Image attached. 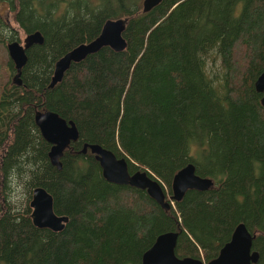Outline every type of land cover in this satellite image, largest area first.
Returning a JSON list of instances; mask_svg holds the SVG:
<instances>
[{"label": "trees", "instance_id": "trees-1", "mask_svg": "<svg viewBox=\"0 0 264 264\" xmlns=\"http://www.w3.org/2000/svg\"><path fill=\"white\" fill-rule=\"evenodd\" d=\"M142 1L0 0V43L44 39L26 49L21 85L0 94V264H142L157 235L178 230L176 256L207 262L241 222L264 264V107L254 89L264 0H162L146 13ZM116 18H127L126 48L72 63L49 88L55 62ZM41 110L78 129L61 169L35 125ZM85 143L128 157L129 171L148 169L164 192L189 162L214 186L164 210L144 190L106 181ZM18 186L24 205L11 199ZM37 186L68 217L63 230L32 224Z\"/></svg>", "mask_w": 264, "mask_h": 264}, {"label": "water", "instance_id": "water-1", "mask_svg": "<svg viewBox=\"0 0 264 264\" xmlns=\"http://www.w3.org/2000/svg\"><path fill=\"white\" fill-rule=\"evenodd\" d=\"M162 0H143L141 12L146 13L157 6ZM127 18L107 19L104 21L99 34L92 40L80 43L62 55L54 64V70L49 88L59 83L64 73L72 63H79L87 56L97 53L103 47H109L119 52L126 48L123 36ZM42 34L35 31L26 34L23 42L18 40L6 44L10 60L13 63L15 74L12 83L21 85V70L27 61L25 53L33 44H42ZM264 58V52H263ZM254 89L260 93V104L264 107V71L254 81ZM34 122L41 137L50 144L48 157L50 163L61 169L60 158L71 142L78 139L79 132L72 120H66L51 110H41L34 114ZM89 151L94 155L101 167L102 176L106 181L116 185H128L144 190L161 208L168 210L172 202L180 201L188 190L206 191L214 186L210 177L196 173L195 165L191 162L179 168L173 175L170 183V198L162 188L158 178L146 168L129 171L128 157L116 154L99 144L85 143L81 153ZM31 221L35 227L46 228L54 232L63 230L68 221L66 215H57L53 210L52 195L43 187H34L31 191ZM180 231H166L155 238L153 244L142 254V264H254L259 259V252L253 249L252 235L244 223H238L228 241L218 251V254L207 262L202 258L192 256L178 257L175 247Z\"/></svg>", "mask_w": 264, "mask_h": 264}, {"label": "rangeland", "instance_id": "rangeland-1", "mask_svg": "<svg viewBox=\"0 0 264 264\" xmlns=\"http://www.w3.org/2000/svg\"><path fill=\"white\" fill-rule=\"evenodd\" d=\"M1 12H2L3 18L5 17L7 20L10 18L7 11L5 10V8L1 9ZM11 23H12V25L16 26L15 23H13V22H11ZM24 37H25L24 35L21 36L20 43L23 42ZM236 55H237V51H236ZM14 74H15V72H13L11 67H10V58H9V55H8V52L6 49V44L0 43V94L3 90V88L7 84L10 85L12 83V79H13ZM163 186L165 188L166 198L169 199L171 192H169L166 185L163 184ZM26 197L27 196H24V192L22 190V187L18 186V190L15 193L11 192V199H12V202L15 204L24 205L26 202ZM30 200H31V198H30ZM30 200H29V202H30Z\"/></svg>", "mask_w": 264, "mask_h": 264}]
</instances>
